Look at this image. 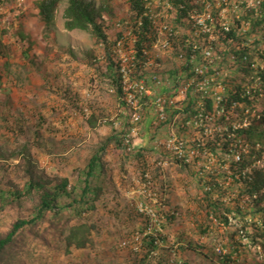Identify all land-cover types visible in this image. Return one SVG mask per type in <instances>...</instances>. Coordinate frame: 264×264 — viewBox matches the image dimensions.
I'll list each match as a JSON object with an SVG mask.
<instances>
[{"label":"trees","instance_id":"trees-1","mask_svg":"<svg viewBox=\"0 0 264 264\" xmlns=\"http://www.w3.org/2000/svg\"><path fill=\"white\" fill-rule=\"evenodd\" d=\"M64 1L42 0L39 13L48 27L55 25L56 14ZM156 1L158 7L153 9ZM229 1H222L218 7L217 0H126L130 17L125 22V33H119L117 40L111 42L102 22L105 7H97L94 0H67L64 27L69 32H88L104 47L106 73L101 75L109 80L119 101L127 106L126 79L135 83L147 78L152 52L161 37L165 38L173 55L184 62L181 69L173 72L175 95L185 81L197 77L196 66L209 69L201 80L220 72L227 74L221 78L224 86L221 101L212 96L203 98L192 88L183 108L171 111L169 94L164 123L181 124L186 130L189 122H195L202 115L199 129L203 140L195 141L198 153L195 163L212 156L228 171L201 172L198 178L201 188L193 203L203 214L199 232L203 237H210L214 235V226L223 229L221 238L227 247L219 254L215 249L204 253L200 248L203 264H264V0H256L252 6L247 2L231 5ZM243 11L246 15L241 16ZM204 16L208 17L205 20L207 29L198 22ZM5 37L6 31L0 28V58L3 60L10 56ZM252 38L255 39L250 43ZM121 47L128 51L127 61L119 59ZM206 51L212 53L209 61L205 60ZM145 82L147 86L150 83L147 79ZM169 90L168 86H161L157 95L162 97ZM1 92L4 90L0 84ZM156 99L145 96L140 98V103L155 108ZM177 116L180 120H176ZM248 116L253 117L250 124L245 121ZM89 123L93 128L98 127V119L94 116ZM152 124L153 120H148L144 148L136 151L133 159L137 163L139 183L146 191L159 193L161 204L168 205L169 209L167 212L161 209L159 225L154 232L150 230L149 216H143L144 226L138 232L137 242L140 264H148L161 243L166 242L161 228L167 230L177 220V210L165 199L168 190L161 164L165 161L175 164L181 173L193 171V164L186 156L163 158L162 151L149 149ZM110 146L120 150L127 148L125 138L115 134L109 136L98 145L85 168L76 171L75 184L66 177L46 178L37 172L27 146H21L10 156L0 148V160L22 159L26 180L23 190L11 182L9 187L12 188L5 191L0 188V209L26 200L32 202L28 217H19L0 233V264H29L37 251H62L71 255L74 250L90 249L95 244L94 239L103 232L104 226L90 219L98 213L100 202L114 219L126 225L121 216L124 212L111 211L105 201L109 196H113V200L120 197L105 160ZM154 156L156 160L151 166L149 159ZM120 173L127 175L124 166ZM128 216L127 213L126 220ZM249 246L255 247L257 258L249 260L246 257ZM156 264H166V260L160 258Z\"/></svg>","mask_w":264,"mask_h":264},{"label":"rangeland","instance_id":"rangeland-1","mask_svg":"<svg viewBox=\"0 0 264 264\" xmlns=\"http://www.w3.org/2000/svg\"><path fill=\"white\" fill-rule=\"evenodd\" d=\"M94 1L97 7L106 8L102 22L106 26L109 40L115 42L119 33H125V22L130 17L126 0ZM222 1L228 2L217 0L218 7ZM41 2L42 0H0V28L6 31L5 40L10 53L7 60L0 58V84L4 90L0 94L2 151L10 156L21 146H27L28 156L37 172L46 178L66 177L71 184H75L76 171L85 168L98 145L109 136L115 134L124 138L133 128H137L139 134L130 139L125 150L110 146L105 157L109 172L114 175L115 188L120 192L118 200L109 196L105 201L111 211L124 212L121 216L127 222L126 225L114 219L113 214L100 202L98 213L91 215L90 219L98 220L104 227L102 235L94 239L93 247L74 250L71 255H65L62 251H37L29 264H140L141 253L137 242L138 232L144 226L143 216H149L152 224L150 230L154 232L159 225L161 209L166 212L169 209L168 205L161 204L159 193L146 191L139 183L138 167L133 159L135 152L144 148V136L149 132L150 119L153 124L150 128L149 149L162 151L163 158H174L164 144L171 134H176L189 150L193 171L181 173L175 164L167 161L161 164L163 180L167 182L168 190L165 199L171 202L178 215L176 222L167 230L161 228L166 242L161 243L148 264H156L160 258H164L166 264H182L185 261L203 264L200 254L202 251L207 253L210 249H215L219 254V250H227L221 238L223 229L214 226V235L203 237L198 228L203 221V214L196 209L193 200L200 192L198 178L201 172H228L212 156L195 163L196 156H192V152L195 141L203 140V133L199 129L201 124L187 126L184 131L181 124L166 125V117L161 118L160 108L157 106L153 108L150 104H145L134 108L120 102L109 80L101 75L106 73L104 47L88 32L65 30L63 15L68 5L67 0L61 4L53 27H48L40 16ZM243 2L250 6L256 4V0H230L229 4ZM157 7L156 1L153 9ZM226 12L227 10L222 13L224 17ZM240 15L246 13L243 11ZM163 26L162 23L161 27ZM166 43L165 38L161 37L154 47L152 60L147 68V78L152 81V77L157 76L161 80V85L156 87L157 93L161 86H168L170 90L162 98L167 100L171 94V111L180 110L186 100L183 95H175L173 92V72L181 69L184 62L165 47ZM118 56L127 61L128 51L121 47ZM225 74L220 72L214 76L215 82L208 90L210 96L222 99L224 86L221 78L227 76ZM136 114L140 116L138 124L134 122ZM92 116L98 119L96 128L89 123ZM248 117L246 124H250L253 118ZM176 120H180L179 116ZM156 156L149 159L151 166ZM21 160H0L2 190L12 188L9 187L10 182L17 189L23 190L26 180ZM122 166L127 175L120 173ZM31 211L32 202L29 200L0 209V233L5 232L19 217H28ZM127 213L129 216L126 220ZM190 246L196 249H191ZM258 256L255 247L249 246L246 257L250 260Z\"/></svg>","mask_w":264,"mask_h":264},{"label":"built area","instance_id":"built-area-1","mask_svg":"<svg viewBox=\"0 0 264 264\" xmlns=\"http://www.w3.org/2000/svg\"><path fill=\"white\" fill-rule=\"evenodd\" d=\"M208 17L206 16L205 18H201L198 20L199 24L204 26L206 28L205 25V20ZM164 27V26H163ZM166 28V27H165ZM207 29V28H206ZM168 43L165 44V47H167ZM212 57V53L210 51H206L205 52V60L209 61ZM182 60V58H181ZM195 58H193L192 61H194ZM124 72L126 71V68L123 69ZM208 68L207 67H203L201 66H196L195 67V74L197 75L196 78H192L191 80L185 81V83L183 84V86L181 87V89H179V91L177 92V94L183 95L184 96V100H186L187 98V94L188 92L192 89V91L194 93H200L202 94L203 98L210 96V92H208L209 87L215 82L214 76L215 75H211V76H207L204 80H201L200 77H204L207 72H208ZM147 81H150L148 78H146ZM146 79H143L141 81L135 82V83H130L129 79H126V84H130V87H126V91L127 93V97H126V102L128 104V106L137 108V106H143L145 104H141L140 103V98L141 97H151V96H155L157 97L156 101L154 102L155 106H157L158 108H160V112L159 115L161 116L162 119H165V110H166V102L167 100L157 96V90L156 87L161 85V80H159V78L157 76H153L152 77V82L150 81L149 85L147 86L146 84ZM161 88V87H160ZM140 96V97H139ZM218 101H221V99L217 98ZM172 104V101L170 102ZM207 118V117H206ZM208 119V118H207ZM134 122H136L137 124L140 122V116L138 114H136L134 116ZM203 123V116L200 115L198 116L197 120L195 122H189L187 124V126H191L193 124L199 125ZM139 134L138 129L137 128H133L131 130V132L126 135L125 141L126 144L130 143V139L134 136H137ZM165 148L174 156H176L177 158L181 159L183 156H186L188 162H190V155L189 150L186 149V145L184 142L180 141L176 134H171L168 141L164 144ZM197 150L194 148V151L192 152L193 155L192 156H196L198 155V153L196 152ZM191 154V153H190ZM236 160H239V156H236Z\"/></svg>","mask_w":264,"mask_h":264},{"label":"clouds","instance_id":"clouds-1","mask_svg":"<svg viewBox=\"0 0 264 264\" xmlns=\"http://www.w3.org/2000/svg\"><path fill=\"white\" fill-rule=\"evenodd\" d=\"M236 159V158H235ZM219 252H220V250H219ZM221 253V252H220Z\"/></svg>","mask_w":264,"mask_h":264}]
</instances>
